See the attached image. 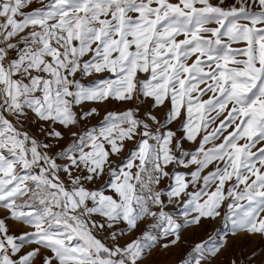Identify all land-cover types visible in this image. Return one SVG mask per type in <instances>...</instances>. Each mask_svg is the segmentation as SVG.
I'll use <instances>...</instances> for the list:
<instances>
[{
  "label": "snow or ice",
  "instance_id": "6c2138e0",
  "mask_svg": "<svg viewBox=\"0 0 264 264\" xmlns=\"http://www.w3.org/2000/svg\"><path fill=\"white\" fill-rule=\"evenodd\" d=\"M257 235L264 0H0V264H223Z\"/></svg>",
  "mask_w": 264,
  "mask_h": 264
},
{
  "label": "crops",
  "instance_id": "0c3cea01",
  "mask_svg": "<svg viewBox=\"0 0 264 264\" xmlns=\"http://www.w3.org/2000/svg\"><path fill=\"white\" fill-rule=\"evenodd\" d=\"M221 227L220 223L218 221L205 219L202 220L201 225L197 228L191 229L186 234V239L189 243L198 242L200 240H203L207 237L208 234L212 233L215 229ZM259 235L255 236L254 238L248 239V244L253 245L254 239L258 238ZM241 239H238L233 243V246L225 253L224 257H221V261L223 264H226V262L232 257L229 255V253H232L238 249V246L241 245L240 243ZM229 256V257H227ZM180 257V251L176 250L170 254H157L153 257L154 264H175L179 260ZM238 260H241L238 256L236 257Z\"/></svg>",
  "mask_w": 264,
  "mask_h": 264
},
{
  "label": "rangeland",
  "instance_id": "374dc122",
  "mask_svg": "<svg viewBox=\"0 0 264 264\" xmlns=\"http://www.w3.org/2000/svg\"><path fill=\"white\" fill-rule=\"evenodd\" d=\"M206 98V97H205ZM92 123H95V121H92ZM130 147V145H129ZM186 147H193L192 145H186ZM114 162L116 158H113ZM255 237V236H254ZM252 237V238H254ZM248 239H241L240 243L241 245L238 246V249L232 253H229L230 256L239 257L240 259H245L246 257L253 251H257L258 255L255 257V259L251 262V264H264V237L258 236V238L254 239L253 245L248 244ZM229 257V256H227Z\"/></svg>",
  "mask_w": 264,
  "mask_h": 264
}]
</instances>
